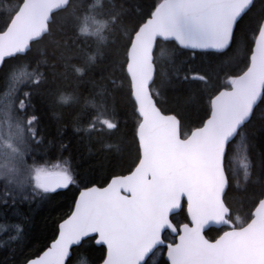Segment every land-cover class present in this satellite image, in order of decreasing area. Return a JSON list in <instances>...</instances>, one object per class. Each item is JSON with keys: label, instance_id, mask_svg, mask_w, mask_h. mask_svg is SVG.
Wrapping results in <instances>:
<instances>
[{"label": "snow or ice", "instance_id": "obj_1", "mask_svg": "<svg viewBox=\"0 0 264 264\" xmlns=\"http://www.w3.org/2000/svg\"><path fill=\"white\" fill-rule=\"evenodd\" d=\"M0 83L13 257L31 214L74 192L50 243L10 264H264V0H0ZM42 104L58 124L74 111L98 167L74 164L68 125L46 139Z\"/></svg>", "mask_w": 264, "mask_h": 264}, {"label": "trees", "instance_id": "obj_2", "mask_svg": "<svg viewBox=\"0 0 264 264\" xmlns=\"http://www.w3.org/2000/svg\"><path fill=\"white\" fill-rule=\"evenodd\" d=\"M125 4L126 8H136L137 4L140 6H144V3H150L151 0H122ZM58 40H67L71 42L74 39V33L71 29L67 30L66 33H57ZM51 51V48L49 49ZM31 71L32 69L27 66H21V71ZM42 71L44 69H41ZM58 71L62 72L63 69H58ZM107 71L105 69V65L101 63L99 67L93 70L90 73V77L96 80H99L102 75H107ZM48 75L51 79L52 73L51 71L48 72ZM60 88L71 89L75 87V81L71 74L68 75L66 80H57L56 85ZM0 88H3V84L0 83ZM87 85H83L81 87V91L87 95ZM118 102V110L120 112L122 126H123V118L125 113L128 109L125 107L124 103L120 98H117ZM40 111L42 115V128L44 130L46 139L52 140L56 138L57 140L59 137L57 136V128L60 124L68 125L67 130L64 134L65 142L71 140V148L70 151L72 153V158L74 164H80L87 168L89 165L93 167H98L99 162L102 160L104 153L99 151V145L92 143L89 144L87 140L80 141L72 132L71 124L73 122V115L74 111L72 109H57L60 115V124L57 122V116L53 114V111H50L49 108L45 105L40 106ZM123 139V135L121 133L116 134L111 138L114 144L118 143L119 140ZM112 151L115 148L111 149ZM58 153L53 148L51 151L50 159L52 162H56V157H58ZM68 153H65L67 157ZM239 163V161L237 162ZM242 178V177H241ZM74 192H68L65 195L59 197L57 201H55L52 205L47 207L38 208L35 212H33L31 220L26 221L28 232L27 238L25 241V245L23 247V255L17 252L15 257L12 256L11 248L12 245L15 243L14 241L10 240L9 236L11 233V225L12 222L15 220V215L13 213H8L7 216L0 214V264H10V261H21L23 256L31 255L32 252L43 249L46 244H49L51 241V237L55 231V227L57 222L60 220L61 217L66 216L69 212V206L71 204ZM99 253H92L90 255L83 254L81 255L80 259L87 264L89 259H96L98 258Z\"/></svg>", "mask_w": 264, "mask_h": 264}]
</instances>
